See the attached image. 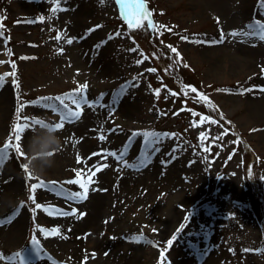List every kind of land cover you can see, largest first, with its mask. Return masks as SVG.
Masks as SVG:
<instances>
[{"label":"rangeland","instance_id":"374dc122","mask_svg":"<svg viewBox=\"0 0 264 264\" xmlns=\"http://www.w3.org/2000/svg\"><path fill=\"white\" fill-rule=\"evenodd\" d=\"M142 2L153 28L139 17L141 26H129L135 0H0V148L15 142L25 119L60 121L59 103L42 98L87 85L79 119L55 131L61 146L51 168L29 167L34 179L22 168L31 137L33 150H44L49 134L38 125L21 133L25 155L10 149L0 167V229L22 221L13 239L0 234V253L11 258L0 264H17L15 253L32 249L33 238L42 249L33 264H264V41L228 35L264 23V7ZM221 32L224 41L213 43ZM133 133H156L160 143L146 150ZM97 168L110 171L118 199L93 220L84 203L104 175ZM77 179L88 187L82 202L67 199L83 193L65 183ZM39 181L45 186L32 192ZM69 208L75 215L59 214Z\"/></svg>","mask_w":264,"mask_h":264},{"label":"snow or ice","instance_id":"6c2138e0","mask_svg":"<svg viewBox=\"0 0 264 264\" xmlns=\"http://www.w3.org/2000/svg\"><path fill=\"white\" fill-rule=\"evenodd\" d=\"M118 3L120 4H128V0H117ZM56 3H59V0H56ZM260 6L264 7V0H260ZM129 7V16L131 17L128 20V24L130 27L136 26L139 27L141 26V24L139 23V21L137 20V17H139V20H143V19H148V27L149 28H153L155 27L153 25L152 20L150 19V13L146 12L144 10V5L142 0H135V9H131V5L128 4ZM55 11V9H54ZM43 19V17H41V20ZM219 22V21H218ZM163 27V26H161ZM248 27L251 29V31L248 32H242V33H237V32H231L228 35L230 36H237V35H243L245 37H251V36H256L258 37L260 40L264 41V23H261L260 21H255L251 24L248 25ZM0 35H2V33H0ZM61 38L60 34L57 35L56 39L59 40ZM109 39H112V37L110 36ZM224 41V34L223 32H221V38L219 41H214L213 43H222ZM68 44L73 43L72 39H68L67 40ZM99 47V45H98ZM10 51V50H9ZM173 52H175L176 50L173 48L172 49ZM178 55V54H177ZM21 59H25L24 57H22ZM138 63H141L142 61H137ZM0 63H3L2 61H0ZM13 69H15V65L13 64ZM150 71H155V69H150ZM7 75V74H5ZM13 77H15V71L12 72L11 74ZM3 77H0V86H2L3 83ZM15 83V80L13 81ZM87 88V85H81L75 92L72 93H68L65 94L64 96H58V97H46V98H42L45 101H57L59 103V115H60V121L58 123L55 124H49V123H45L44 121L41 120H32V121H28L27 119H25V122L23 124H17L14 128V139L15 142H12V139L10 138L8 142L5 143V145L3 146V148H0V167L3 166L4 162L8 159L9 157V150L12 149L16 152V154L18 156H24L25 154L21 151V147H20V140H21V133L28 128H35L37 125L39 126V128L41 129H49L52 131H57L59 129H62L64 126L65 122L68 123H72L75 120L79 119L80 117V111L79 109L81 108V104L82 103H87L86 97L83 95V90ZM193 92L196 91V89H192ZM245 91H251V89H246ZM262 91H264V89H262ZM157 95H159V91L157 90ZM66 101H68V103H66ZM72 105L75 106L76 110L74 111L73 108L71 107ZM46 107H51L53 112L57 111V107L55 104L53 105H48L45 104ZM91 106V105H89ZM22 107V106H21ZM20 108L17 109V113L19 114ZM195 115V113H194ZM214 122V121H213ZM203 135V134H202ZM136 136H143L144 137V146L145 149H152L153 145L160 143V139H159V135L156 133H133L132 137H136ZM132 137H130L129 139L131 140ZM100 139H105L104 136H101ZM158 150V149H155ZM51 153H49L50 155ZM148 152H145V155L147 156ZM108 155L111 156H116V153H108ZM123 155V154H121ZM78 162H79V158H78ZM108 165H104V167H107ZM22 168L24 169V171L28 174L29 179H34L36 178L33 173L31 171H29V166L28 164H24L22 165ZM100 169L97 168V171H99ZM92 175H95V173H92ZM80 176V173L77 172V177ZM65 183H75V184H80V187L84 189L83 193L80 192H76V193H71L69 194V196L67 197V199H74L77 202H82L83 200L87 199V192H88V187L86 186L85 183H81L79 181V179L77 180H70V181H66ZM51 184H55V182H51ZM44 181H39V183L37 184H33L31 185V190L32 192H35V190L38 187H44ZM29 199L32 200L33 203H35V199L33 196H30ZM35 207L37 209L41 208L42 205L40 204H35ZM76 210L73 209L71 212H67V211H60L59 214L63 215V216H72L75 215ZM81 215H83V213H81ZM191 216H186L185 220H190ZM185 227L184 224H182L180 226L179 229H177V232H180L183 228ZM41 231L43 232L44 230L41 229ZM58 231V230H57ZM153 231H155V229H153ZM177 237L174 235L172 237V239L167 241V246L171 247L173 244V241L176 240ZM32 244L33 247L32 249H26L24 252H17L15 253V259L17 260V264H33V262L36 259L40 258V254L42 249L40 248L39 245V241L36 240L35 238H33L32 240ZM167 251V248L163 249L161 251V260L163 261L165 259L164 257V252ZM245 251H248L247 249ZM0 259H11L8 257H5L2 253H0Z\"/></svg>","mask_w":264,"mask_h":264},{"label":"bare ground","instance_id":"6f19581e","mask_svg":"<svg viewBox=\"0 0 264 264\" xmlns=\"http://www.w3.org/2000/svg\"><path fill=\"white\" fill-rule=\"evenodd\" d=\"M0 123H1V121H0ZM100 173H103L104 175L102 177V180H100V182H96V184H95L97 191L92 193V195L84 203V206L86 208L88 206L89 210L88 209L87 210L89 211V213H91V214H88V216H89V217H87L88 219L90 218V219L96 220L98 215L100 216L101 212H113V211H115V209H113V207H114V205H116L118 197L113 195V193H112L113 190L111 189V187L110 188L108 187L109 185L107 183V178H106V176H108L110 174V171L100 170ZM10 185H11V183L7 185V188L12 189V188H10L11 187ZM9 191H11V190H8L7 194H10ZM53 202L57 205H63L64 204L63 200L60 198L54 199ZM3 208L4 207H0V213L4 210ZM77 211H78V209H77ZM1 214H3V213H1ZM102 215H105V214L103 213ZM86 219H84L83 223H86ZM21 224H22V221L19 220L16 223H14L13 225H11L10 227H5V229L1 228L0 234L2 233L4 235V237H6L8 240H11V238L13 239V237H14V232L15 233L18 232L19 229L21 228ZM95 242L100 243V241H98V240ZM83 246L88 247V250L90 249V247L86 246L85 244ZM90 246H93L92 248H95L94 243L93 244L91 243ZM183 259L184 258L181 257L180 259H178L176 261L175 264H180L179 262L182 261ZM127 261H132L133 263H136L134 258H132V259H127L126 261H123V262L121 261L119 264H127ZM187 261L188 260H184L182 263L187 262ZM187 263H190V260ZM205 264H208V263H205Z\"/></svg>","mask_w":264,"mask_h":264},{"label":"clouds","instance_id":"9594fccd","mask_svg":"<svg viewBox=\"0 0 264 264\" xmlns=\"http://www.w3.org/2000/svg\"><path fill=\"white\" fill-rule=\"evenodd\" d=\"M48 132V137L44 142L43 149L40 152L33 150L34 140L31 137L27 145L28 153V166L32 169L35 174H43L48 168L53 166V155L60 150L61 140L55 134V131L45 129ZM49 153H51L49 155ZM39 160L40 164L37 165L35 162Z\"/></svg>","mask_w":264,"mask_h":264}]
</instances>
